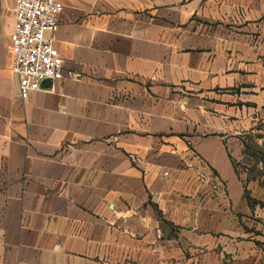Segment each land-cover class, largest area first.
Returning a JSON list of instances; mask_svg holds the SVG:
<instances>
[{
	"label": "crops",
	"instance_id": "1",
	"mask_svg": "<svg viewBox=\"0 0 264 264\" xmlns=\"http://www.w3.org/2000/svg\"><path fill=\"white\" fill-rule=\"evenodd\" d=\"M59 1L21 100L0 0V264H264V0Z\"/></svg>",
	"mask_w": 264,
	"mask_h": 264
},
{
	"label": "built area",
	"instance_id": "2",
	"mask_svg": "<svg viewBox=\"0 0 264 264\" xmlns=\"http://www.w3.org/2000/svg\"><path fill=\"white\" fill-rule=\"evenodd\" d=\"M63 5L59 0H14L9 53L18 79L19 98L27 100L45 81L75 78L56 47L55 33Z\"/></svg>",
	"mask_w": 264,
	"mask_h": 264
},
{
	"label": "rangeland",
	"instance_id": "3",
	"mask_svg": "<svg viewBox=\"0 0 264 264\" xmlns=\"http://www.w3.org/2000/svg\"><path fill=\"white\" fill-rule=\"evenodd\" d=\"M254 138H256V137H254ZM252 139V140H250L249 141V147L251 148V150H250V152H249V154L250 155H253L251 158H252V160L253 161H255V160H258V162H263L264 163V153L263 154H260V150L258 149V146L256 145V141H255V139ZM262 153V152H261ZM262 165V164H261ZM260 171L261 170H259V169H255L254 171H253V176H255V177H259L260 175H259V173H260ZM264 173V172H263ZM264 175V174H263Z\"/></svg>",
	"mask_w": 264,
	"mask_h": 264
},
{
	"label": "trees",
	"instance_id": "4",
	"mask_svg": "<svg viewBox=\"0 0 264 264\" xmlns=\"http://www.w3.org/2000/svg\"><path fill=\"white\" fill-rule=\"evenodd\" d=\"M250 150H251V148H250L249 146H247L246 149H245V153H246L248 156L252 157L253 155H250V154H249ZM259 152H260V154H263V153H261V151H259ZM255 162L257 163L258 160H255ZM262 166H263V169H264V163H263V162H262ZM252 172H253V171H252ZM263 187H264V185H263ZM245 197H246V199L248 200V203H249L250 206H254V205H259V206H261V207L264 206V202H258V201H254V200H252V199L250 198L249 194L247 193V191L245 192Z\"/></svg>",
	"mask_w": 264,
	"mask_h": 264
},
{
	"label": "water",
	"instance_id": "5",
	"mask_svg": "<svg viewBox=\"0 0 264 264\" xmlns=\"http://www.w3.org/2000/svg\"><path fill=\"white\" fill-rule=\"evenodd\" d=\"M50 81H45V83H49Z\"/></svg>",
	"mask_w": 264,
	"mask_h": 264
}]
</instances>
